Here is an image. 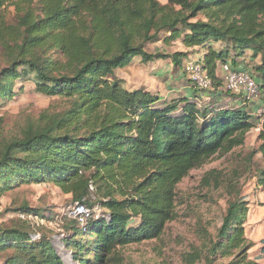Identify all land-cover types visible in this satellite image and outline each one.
<instances>
[{
  "label": "trees",
  "instance_id": "obj_1",
  "mask_svg": "<svg viewBox=\"0 0 264 264\" xmlns=\"http://www.w3.org/2000/svg\"><path fill=\"white\" fill-rule=\"evenodd\" d=\"M11 6L15 24L7 19ZM177 39L205 51L199 61L216 91L210 102L190 78L192 95L167 101L114 77L139 57L181 64L193 50L148 49ZM0 46L10 62L0 72V97L13 99L15 82L30 79L39 92L71 104L64 115L43 114L22 136L2 141L0 193L16 181L51 180L82 201L93 185L108 213L85 229L70 219L63 252L52 239L30 242V232L0 230V249H13L2 264H122L125 246L158 238L176 219L177 185L188 172L242 145L256 127L244 106L220 102L232 93L219 91L217 67L235 66L233 54L249 51L261 57L256 70L264 82V0H0ZM260 139L264 161V122ZM258 183L264 187V168ZM245 204H232L218 238L206 253L188 255L190 264H218L236 252V261L223 264H261L247 259L251 246L238 221ZM134 217L139 223L130 225Z\"/></svg>",
  "mask_w": 264,
  "mask_h": 264
},
{
  "label": "rangeland",
  "instance_id": "obj_2",
  "mask_svg": "<svg viewBox=\"0 0 264 264\" xmlns=\"http://www.w3.org/2000/svg\"><path fill=\"white\" fill-rule=\"evenodd\" d=\"M159 1L168 2V0ZM7 16L12 24L17 22L16 9L13 6L7 10ZM198 18L204 17L200 15ZM215 45L221 46L217 43ZM148 49L150 51L160 49L169 54L191 50L193 52L188 53L181 64L174 62L171 57L150 62H144L141 57L134 59L129 66L118 68L114 75L115 78L123 80L126 88L131 90L145 88L154 94H159L162 100L167 101L179 96H190L193 93L189 84L191 74L187 75L186 68L191 63L197 65L200 63L202 76L206 80L208 78L209 84L203 80V85H199L190 79L205 90L202 93L204 102L212 100L210 94L216 91H213L215 89L212 79L204 69L203 63L199 61L204 50L199 47L189 50L181 39L167 45L163 41L152 43L148 45ZM233 56L238 58L235 66L230 60L226 63L218 62L217 76L223 82L219 91L230 92L225 85L227 72L224 69L225 64H228L233 70L249 71L260 81V93L257 97H247L246 94L230 92L231 96L225 95L220 102L224 105L244 106L247 112L253 115L256 127L247 133L242 145L228 153L218 154L201 167L188 172L177 185L176 219L166 224L165 230L158 238L125 246L122 249L124 255L122 264H190L188 255L206 253L211 240L218 238L217 233L235 202H246L247 211L238 221H242L247 244L251 246L247 249V259L264 264V187L258 183V174L264 168V161L259 152L262 143L260 132L264 122V87L262 86L264 82L261 74L256 70L261 57H252L249 51L244 55L233 54ZM9 63L0 46V72ZM13 90L16 92L13 99L0 97V144L4 140L22 136L26 126L32 121L39 120L43 114L64 115L71 107L70 100L64 97H49L39 92L30 79L25 84L15 82ZM0 186L6 187L5 182H1ZM95 189L90 190L87 200L82 201L88 202L93 207H101L102 205L97 202L100 196ZM75 202L77 201L72 194L64 193L51 180L16 181L13 187L6 188L0 193V230L30 232L32 235L30 242L43 237L52 239L58 251L63 252L65 247L61 241L68 232L71 219L67 216V212ZM101 209L104 215L99 218H104L107 214L103 206ZM138 223L139 218L134 217L129 224ZM231 226H235L234 221H231ZM81 227L85 229L87 226L81 225ZM12 253L13 249H0V264ZM236 253L229 257L218 258L217 263L236 261ZM192 264H206V260Z\"/></svg>",
  "mask_w": 264,
  "mask_h": 264
},
{
  "label": "built area",
  "instance_id": "obj_3",
  "mask_svg": "<svg viewBox=\"0 0 264 264\" xmlns=\"http://www.w3.org/2000/svg\"><path fill=\"white\" fill-rule=\"evenodd\" d=\"M200 64V63H199ZM197 64H189L186 68V73L189 76L191 74V79L196 81L199 85H203V80L208 82L207 80L202 76L201 70L202 68L200 65ZM226 65V66H225ZM224 71L227 72L226 74V88L230 92L239 93V94H246L247 97H257L259 96L260 90H259V84L257 82V79L250 74L247 70H233L230 65L225 64ZM207 84V85H208ZM206 85V86H207ZM90 190L94 191V186H90ZM102 207V206H101ZM100 206H90L89 203L86 201H77L71 207L69 208L67 212V216L71 219L77 220L82 226L86 227L90 220L99 218L100 216H103V210ZM108 217V213L106 212ZM34 238V236H33Z\"/></svg>",
  "mask_w": 264,
  "mask_h": 264
}]
</instances>
